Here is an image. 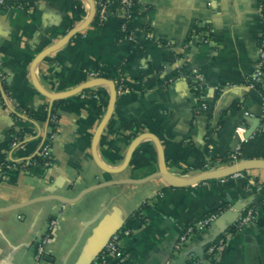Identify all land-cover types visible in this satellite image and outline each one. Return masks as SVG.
<instances>
[{"label":"crops","instance_id":"crops-1","mask_svg":"<svg viewBox=\"0 0 264 264\" xmlns=\"http://www.w3.org/2000/svg\"><path fill=\"white\" fill-rule=\"evenodd\" d=\"M101 1L110 3L106 21L95 18L35 64L41 52L83 24L90 2L3 0L0 264H39L36 243L54 218L57 227L46 245L52 259L42 264H91L124 225L134 229L123 238L124 264H182L184 256L173 254L182 230L215 210H222L219 217L193 236L185 251L199 254L203 248L202 264H264V206L249 184V179L264 184V167L245 171V177L185 187L170 186L161 177L132 182L159 170L151 137L139 141L119 172H107L96 162L120 167L142 133L157 136L168 168L182 177L231 164L228 158L237 149L239 161L264 160V105L258 118L260 104L247 91L258 68L264 0H135L129 19L120 1ZM92 71L129 88L118 93L96 148L109 85L54 101L35 85L66 92L96 78ZM197 73L207 84V108L191 77ZM260 89L263 97L264 76ZM53 113L59 131L49 162L6 168L10 160L35 157ZM16 138L22 143L17 148L12 147ZM250 206L258 211L256 219L231 232L237 211ZM220 236H228L221 253L208 255V244Z\"/></svg>","mask_w":264,"mask_h":264},{"label":"built area","instance_id":"built-area-1","mask_svg":"<svg viewBox=\"0 0 264 264\" xmlns=\"http://www.w3.org/2000/svg\"><path fill=\"white\" fill-rule=\"evenodd\" d=\"M121 2V8L125 14V16L129 19L131 17V9L134 5L135 0H117ZM97 4V20L99 23H103L107 20L109 15V8L110 3L107 1H99L96 2ZM4 6L3 0H0V8ZM262 18L264 22V8L262 11ZM127 24L124 25V28H127ZM165 46H169V44H166ZM178 71H180L179 66H176ZM91 77H96L97 72L92 71L90 72ZM264 76V30L262 32L261 38L259 40V61H258V68L255 71V73L249 78L247 87L252 90L256 89L260 91L261 88V79ZM193 81L195 82L198 95L203 100L201 102V106L203 108H207V104L204 102L206 96H207V84L200 74H192L191 75ZM174 79L170 78L166 83L172 82ZM1 74H0V91H1ZM129 88L126 87L123 83L117 84V92L123 93L128 92ZM264 100V96H263ZM264 105V101H263ZM50 128L45 136V140L43 145L40 147L38 152L36 153L35 157L33 159H27L23 161H15L10 160L7 163H5L6 168H32L33 165L39 163L37 161L38 159H41L43 163L49 162L48 157L51 150V144L55 136L57 135L59 131V118L56 113H53L50 117ZM241 130L240 128L238 131ZM22 143L16 138V140L13 141L12 147H18L21 146ZM240 157V150L237 149L235 152L230 154L229 161L232 163H236L239 161ZM246 173L245 171L237 172L235 174H232L230 176L219 178L221 181L225 182L229 178H240L245 177ZM249 184L251 186L257 187V191L259 193L262 192V187L264 184H259L257 181L253 179H249ZM222 210H215L211 212L210 214L194 221L188 224L180 234L179 238L174 244L173 247V254L175 257L179 258L184 256V262L182 264H202V258L199 256V254L195 251H185L187 245L191 242V239L196 234H199L203 232L205 229H207L220 215ZM257 211H255L254 208H244L239 211L236 227L237 230L243 229L245 226L250 225L253 223V221L256 219ZM57 227V220L56 218L52 219L49 223L48 229L45 234H43L36 243V251H35V260L37 263H40L42 258L46 255V245L50 238L52 237L53 230ZM133 227L131 225H124L119 230L114 232L108 242L105 244L101 252L94 258L93 262L91 264H124L126 261V254L124 252L123 248V238L125 236H129L133 234ZM228 237V236H227ZM226 239L224 236H221L216 242H212L208 244L206 248V252L208 255L217 256L221 253L222 249L225 246Z\"/></svg>","mask_w":264,"mask_h":264},{"label":"water","instance_id":"water-1","mask_svg":"<svg viewBox=\"0 0 264 264\" xmlns=\"http://www.w3.org/2000/svg\"><path fill=\"white\" fill-rule=\"evenodd\" d=\"M89 2L91 5L90 13H89L87 19L83 22V24L73 28L67 36L60 39L57 43H55L54 45L45 49L43 52H41L37 56V58L35 59V62H34L35 64L37 62L41 61L42 59H44L46 56H48L53 51L64 46L75 34L84 30L87 26H89L90 23H92L95 20L96 13H97V4H96L95 0H89ZM100 83H106L109 85V87H110V101H109L107 112H106L105 116L103 117L101 123L99 124L97 130L95 131L94 148H96L97 142H98L101 134L103 133V130L105 129V127H106L107 123L109 122V120L113 114V111L115 109V105H116V101H117V97H118L117 85L115 84V82L113 80L107 79L105 77H96V78H93V79L85 82L84 84H82V85H80L74 89H71V90L66 91V92H60V93H51L49 91H46L43 88H41L37 82H35V85L40 90V92L42 94L48 96L52 101L58 100V99H63V98L78 94V93L83 92L89 88L97 86ZM247 91H249L250 94L255 96L257 98V101L260 104L259 109H258V114H257L258 118H260V116L262 115V111H263V101H264L263 97L261 96L260 92L256 89L250 90L249 88H247ZM145 137H151L157 145L159 155H160L159 170L157 172H154L153 174L145 177V178H142L139 180H130L132 182H136V181L145 182V181L150 180V179L155 178V177H161L170 186L185 187V186L193 185V184L203 182V181H208V180H212V179H219L222 177L230 176V175L235 174L237 172L247 171V170H250V169H253L256 167H264V160L250 159V160L238 161L236 163L229 164L225 167L205 171V172H202L201 174L196 175V176L182 177V176H179V175L173 173L168 168L167 161H166V158H165V155L163 152L162 144H161L160 140L157 138V136H155L152 133H142V134L138 135L133 140V142L129 148V151L127 153V157H126L124 163L120 167H117V168L108 167L105 164H103L98 158H96L97 164L103 170H105L107 172H119V171L123 170L124 168L127 167L128 163L131 159V156H132L136 146L138 145L139 141H141ZM88 191H90V190H88ZM88 191H85L82 195H84ZM63 201L68 202L69 200H63ZM254 204L259 205V198L258 197L255 198ZM240 210H242V209H239L237 211V216H238ZM198 252L202 257L203 248H200L198 250ZM50 259H52V257L49 254L48 250L46 249V255L42 258V260L39 264H42L44 261L50 260ZM184 259L185 258L182 257L180 259L179 263L183 262Z\"/></svg>","mask_w":264,"mask_h":264},{"label":"trees","instance_id":"trees-1","mask_svg":"<svg viewBox=\"0 0 264 264\" xmlns=\"http://www.w3.org/2000/svg\"><path fill=\"white\" fill-rule=\"evenodd\" d=\"M96 19H97V17H96ZM100 75H102V73H101ZM194 86H195V88H196V85H194ZM196 90H197V88H196ZM260 90H262V89H260ZM37 161H38L39 163H43V161H42L41 159H38V158H37ZM254 189L257 191V187H254ZM259 197H260V202H261L262 206H264V185H263V187H262V192L259 193ZM250 207L254 208L255 211H257L256 208H255L254 206H250ZM257 213H258V211H257ZM235 230H237V227H236V226L230 229V231L233 232V233L236 232ZM219 238H221V236H220ZM219 238H217V239L215 240V242H216ZM224 238H227V237L225 236ZM213 242H214V241H213Z\"/></svg>","mask_w":264,"mask_h":264}]
</instances>
